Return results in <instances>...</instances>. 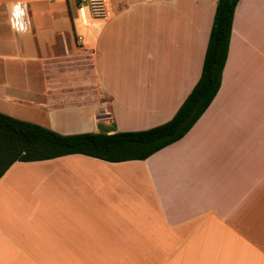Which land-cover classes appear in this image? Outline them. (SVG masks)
Listing matches in <instances>:
<instances>
[{"label":"crops","instance_id":"0c3cea01","mask_svg":"<svg viewBox=\"0 0 264 264\" xmlns=\"http://www.w3.org/2000/svg\"><path fill=\"white\" fill-rule=\"evenodd\" d=\"M217 0H0V112L62 134L147 129L197 82ZM73 7V9H72ZM0 264H264V0H238L213 100L143 160L0 176Z\"/></svg>","mask_w":264,"mask_h":264},{"label":"trees","instance_id":"16d2710c","mask_svg":"<svg viewBox=\"0 0 264 264\" xmlns=\"http://www.w3.org/2000/svg\"><path fill=\"white\" fill-rule=\"evenodd\" d=\"M237 2L216 1L200 76L169 120L141 130L62 134L0 112V176L15 161L44 160L72 153L106 161L143 160L180 139L220 87Z\"/></svg>","mask_w":264,"mask_h":264},{"label":"built area","instance_id":"2783aa9c","mask_svg":"<svg viewBox=\"0 0 264 264\" xmlns=\"http://www.w3.org/2000/svg\"><path fill=\"white\" fill-rule=\"evenodd\" d=\"M77 8L79 17H84L86 21L103 19L108 15V0H78Z\"/></svg>","mask_w":264,"mask_h":264},{"label":"bare ground","instance_id":"6f19581e","mask_svg":"<svg viewBox=\"0 0 264 264\" xmlns=\"http://www.w3.org/2000/svg\"><path fill=\"white\" fill-rule=\"evenodd\" d=\"M83 15H84V14H83ZM85 21H86V19H85L84 17L81 16V18H80V22H81V23H84Z\"/></svg>","mask_w":264,"mask_h":264},{"label":"rangeland","instance_id":"374dc122","mask_svg":"<svg viewBox=\"0 0 264 264\" xmlns=\"http://www.w3.org/2000/svg\"><path fill=\"white\" fill-rule=\"evenodd\" d=\"M78 1V0H77ZM72 9H73V7H72ZM122 131H124V130H122Z\"/></svg>","mask_w":264,"mask_h":264}]
</instances>
